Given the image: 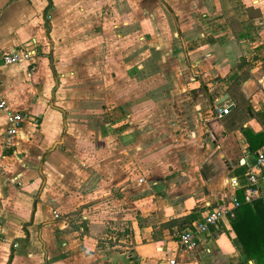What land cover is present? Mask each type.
Instances as JSON below:
<instances>
[{"label": "crops", "instance_id": "1", "mask_svg": "<svg viewBox=\"0 0 264 264\" xmlns=\"http://www.w3.org/2000/svg\"><path fill=\"white\" fill-rule=\"evenodd\" d=\"M13 49L35 54L0 64V264H256L229 218L177 239L264 144V0H0Z\"/></svg>", "mask_w": 264, "mask_h": 264}, {"label": "built area", "instance_id": "2", "mask_svg": "<svg viewBox=\"0 0 264 264\" xmlns=\"http://www.w3.org/2000/svg\"><path fill=\"white\" fill-rule=\"evenodd\" d=\"M35 54V50H11L2 57L5 64H12L27 61ZM34 69L31 66L30 70ZM229 105L216 108L218 116L227 114ZM0 110H6L5 102L0 99ZM6 145H10L11 140L16 136L21 126L23 115L19 112H7ZM245 183L243 188V201L252 202L254 200L264 201V144L255 154L254 161L247 166L244 174ZM230 184L236 187L238 183L235 178L230 180ZM240 200L237 196H232L226 202L217 204L215 208L207 212L202 219L192 223L190 227L184 228L178 235L177 243L181 251L194 250L199 244L200 236L209 234L212 227H217L221 222L232 217L234 210L239 206ZM54 218H60L57 211H53ZM168 264H180L175 258L168 260Z\"/></svg>", "mask_w": 264, "mask_h": 264}, {"label": "trees", "instance_id": "3", "mask_svg": "<svg viewBox=\"0 0 264 264\" xmlns=\"http://www.w3.org/2000/svg\"><path fill=\"white\" fill-rule=\"evenodd\" d=\"M239 206L229 222L248 259L264 264V201L244 202L241 195Z\"/></svg>", "mask_w": 264, "mask_h": 264}, {"label": "water", "instance_id": "4", "mask_svg": "<svg viewBox=\"0 0 264 264\" xmlns=\"http://www.w3.org/2000/svg\"><path fill=\"white\" fill-rule=\"evenodd\" d=\"M3 62H4L3 59H1V60H0V64H2Z\"/></svg>", "mask_w": 264, "mask_h": 264}]
</instances>
